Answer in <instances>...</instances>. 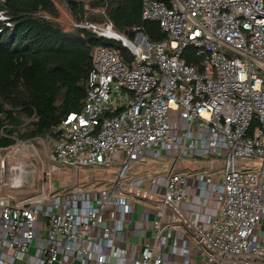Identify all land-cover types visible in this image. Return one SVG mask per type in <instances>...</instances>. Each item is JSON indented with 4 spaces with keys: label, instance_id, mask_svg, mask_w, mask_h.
<instances>
[{
    "label": "built area",
    "instance_id": "1",
    "mask_svg": "<svg viewBox=\"0 0 264 264\" xmlns=\"http://www.w3.org/2000/svg\"><path fill=\"white\" fill-rule=\"evenodd\" d=\"M142 18L166 37L79 24L121 41L134 59L95 48L82 109L41 138L49 166L40 191L15 192L36 173L21 157H39L36 140L14 134L0 147V264H172L168 251L181 253L180 264H264V2L142 0ZM191 56L201 59L189 64ZM163 156L174 165L161 192L128 180L134 162ZM211 156L222 168L175 170L181 159ZM114 165L101 183L93 173L68 189L55 181L60 166L80 175ZM192 179L202 206L218 202L214 218L184 209ZM142 201L155 215L138 230Z\"/></svg>",
    "mask_w": 264,
    "mask_h": 264
},
{
    "label": "trees",
    "instance_id": "2",
    "mask_svg": "<svg viewBox=\"0 0 264 264\" xmlns=\"http://www.w3.org/2000/svg\"><path fill=\"white\" fill-rule=\"evenodd\" d=\"M0 12L7 17L0 19V147L14 144V134L39 143L67 115L82 109L95 48H112L126 62L134 59L121 41L79 24L111 21L129 37L140 26L152 43L166 37L157 21L143 20L142 0H0ZM200 59L191 56L188 63ZM257 126L254 120L252 129ZM90 169L87 178L101 168ZM71 171L64 168L63 173L70 178Z\"/></svg>",
    "mask_w": 264,
    "mask_h": 264
},
{
    "label": "crops",
    "instance_id": "3",
    "mask_svg": "<svg viewBox=\"0 0 264 264\" xmlns=\"http://www.w3.org/2000/svg\"><path fill=\"white\" fill-rule=\"evenodd\" d=\"M37 145H38V148H40V150H42V148H44L45 146L42 140H41V146H39V143ZM31 153H32V150H31ZM25 154H22L21 157L26 160L27 157H25ZM149 159L150 158H146L144 160L134 162L128 174V180L134 181L135 184L149 191L161 192L163 188L165 187L166 176L171 171L174 165V162L172 163V165L170 164V160L172 161L171 158L170 160H167V158H163L164 160L158 159L155 162H149ZM27 160L33 161L30 158ZM183 160L185 161L181 165L178 166L179 161L176 164V167H175L176 171H188V172H197L199 170L211 171L213 170V167H214L213 166L210 170H205V169H202V167H200L199 165L197 166V163H196L197 161H189V160H195V158H185V159H182V161ZM163 161H166V162H163ZM169 165H170V168L168 170V168H165V167ZM72 170H73V174L71 175V179L73 183L74 181L73 178L75 177V175H77V172L74 169ZM103 171L104 170L102 168V171H99V172L103 173ZM81 174L85 175L84 172H81ZM153 179H156V181H153ZM96 180L97 181L101 180V176L100 175L97 176ZM188 192L190 193V201L184 204V209L190 215V217L194 220H197L199 218L200 219L214 218V216L216 215L218 211V202L215 199H212L209 202L208 206L206 207L202 206L200 203V198L198 197V188L196 186L194 179L190 181ZM135 205L137 208V212H134L133 214L134 227L140 230L143 225L148 226L150 224L155 214L150 212L149 209L143 208L145 206L149 207L148 204L145 203L144 201L139 202L138 205L137 204ZM142 209L145 210V215L143 214L144 220L142 219ZM167 258L169 259L171 258L172 264H180L182 260V255L180 252H178L177 254H170L168 251Z\"/></svg>",
    "mask_w": 264,
    "mask_h": 264
},
{
    "label": "rangeland",
    "instance_id": "4",
    "mask_svg": "<svg viewBox=\"0 0 264 264\" xmlns=\"http://www.w3.org/2000/svg\"><path fill=\"white\" fill-rule=\"evenodd\" d=\"M6 18L7 17H6L4 12H3V16H2V13L0 14V19L4 20ZM69 24L71 25V19L69 20ZM193 50H194L193 47H189L187 49V52L192 53V52H194ZM193 57L196 58L197 56H193ZM39 146H41V141H39ZM31 150H33V149H30V151L27 154H25V157H27V159H29V158L32 159L34 161V163L38 165L36 173H34L33 176H30V175L28 176V180L29 181H33L34 183L30 184V182L27 181L25 183V185L21 189H18V190L16 189L15 192H16V194L18 196H22L24 194H27V193H30V192H33V191H36V192L40 191L39 188H40L42 180H43V177H42L44 175L43 172L48 170V166H49L48 163L49 162H48V159H47L45 148H42V150H40V148H39V150H40L39 157H36L35 153H31ZM39 158L42 160L43 163L38 162ZM163 158H167V160H170V158L166 157V156H163L161 158V160H164ZM155 161H156L155 159H152V158L149 159V162H155ZM184 161L185 160L182 161V159H181V161H179V163L177 162L178 166L181 165L182 163H184ZM189 161H197L196 162L197 166L199 165L200 167H202V169H205V170H210L213 166H217V165L222 167L225 164V160L222 159L219 156H211V157H206V158H195V160H189ZM163 162H166V161H163ZM172 163H173V160L172 161L170 160V164L171 165H172ZM238 163H241V162H238ZM165 168H168V170H169L170 165L166 166ZM113 169L119 170L120 166L119 165H115L111 169H106V170L103 169V170L104 171H108V170H113ZM63 170H64V167L60 166L59 170L55 172V176L57 177L55 181H56L58 187H65V184H68L67 182H69L70 179H71V177L69 178L67 175H64ZM93 170L95 171L94 173L97 176L102 174V172H99V171H102V169H99V170L98 169H93ZM68 171H70V169ZM90 171H91L90 168L82 170V172H84V173L85 172L86 173H90ZM72 174H73V170L70 172L69 175H72ZM59 177H61L62 179L59 180ZM83 178L87 179L86 175H83V174L80 173V175L79 174L75 175L73 180L74 179L75 180L76 179L79 180V179H83ZM69 183L70 184L72 183V179H71V181ZM45 184L48 185V183H45ZM32 187H33V189H32ZM166 257H167V254H166Z\"/></svg>",
    "mask_w": 264,
    "mask_h": 264
},
{
    "label": "water",
    "instance_id": "5",
    "mask_svg": "<svg viewBox=\"0 0 264 264\" xmlns=\"http://www.w3.org/2000/svg\"><path fill=\"white\" fill-rule=\"evenodd\" d=\"M263 2H264V0H263ZM262 29L264 30V25L262 26Z\"/></svg>",
    "mask_w": 264,
    "mask_h": 264
}]
</instances>
